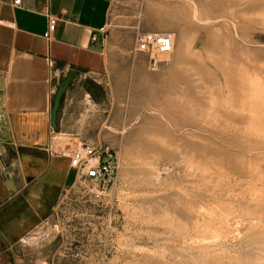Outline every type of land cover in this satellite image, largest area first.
I'll list each match as a JSON object with an SVG mask.
<instances>
[{"label": "rangeland", "instance_id": "1", "mask_svg": "<svg viewBox=\"0 0 264 264\" xmlns=\"http://www.w3.org/2000/svg\"><path fill=\"white\" fill-rule=\"evenodd\" d=\"M107 26L77 149L109 148L116 181L19 199L0 264H264V0H113Z\"/></svg>", "mask_w": 264, "mask_h": 264}, {"label": "crops", "instance_id": "2", "mask_svg": "<svg viewBox=\"0 0 264 264\" xmlns=\"http://www.w3.org/2000/svg\"><path fill=\"white\" fill-rule=\"evenodd\" d=\"M14 1L0 0V135L8 141L0 143V235L19 240L29 221L13 207L18 200L74 185L69 157L87 141L79 117L111 68L107 23L113 0ZM47 15L57 19L49 40L43 37ZM71 72L53 128V99Z\"/></svg>", "mask_w": 264, "mask_h": 264}, {"label": "built area", "instance_id": "3", "mask_svg": "<svg viewBox=\"0 0 264 264\" xmlns=\"http://www.w3.org/2000/svg\"><path fill=\"white\" fill-rule=\"evenodd\" d=\"M19 0L14 1L15 5ZM48 28L44 38L49 40L55 31L57 19L47 15ZM101 34L106 33V27L99 30ZM96 40V37H93ZM173 40L171 35L165 33H145L138 32L135 36L134 53L164 55L171 52ZM69 166L74 169L83 182L106 191L111 187L117 178V165L114 155L109 148L97 147L85 144L80 149L75 150L69 157Z\"/></svg>", "mask_w": 264, "mask_h": 264}, {"label": "water", "instance_id": "4", "mask_svg": "<svg viewBox=\"0 0 264 264\" xmlns=\"http://www.w3.org/2000/svg\"><path fill=\"white\" fill-rule=\"evenodd\" d=\"M73 75L74 72H71L60 84V86L58 87L54 99H53V104H52V108H51V126L54 128L55 127V123H56V118H57V113H58V109L60 107V102L62 97L64 96L69 84L71 83L72 79H73ZM0 143L3 144H8V141L3 139V137L0 135ZM4 177L7 180V183L9 185H12V182L10 180V178L8 177V173L5 172Z\"/></svg>", "mask_w": 264, "mask_h": 264}]
</instances>
